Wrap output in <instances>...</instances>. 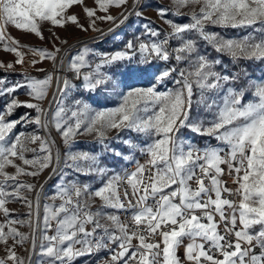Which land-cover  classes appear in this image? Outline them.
<instances>
[{
    "label": "snow or ice",
    "instance_id": "1",
    "mask_svg": "<svg viewBox=\"0 0 264 264\" xmlns=\"http://www.w3.org/2000/svg\"><path fill=\"white\" fill-rule=\"evenodd\" d=\"M77 5L87 26L70 14ZM112 7L122 9L119 16L110 14ZM142 7L140 0H94L91 7L83 0H0V46L15 56L14 62L0 61L5 72L29 63L8 35V26L44 39L48 25L54 43L51 51L29 49L38 57L30 61L33 68L51 62L50 70L35 69L43 78L27 72L15 81L0 76V213L6 221L0 224L6 253L0 264H33L34 255L36 264H74L102 250L108 256L95 264H264V78L237 85L239 76L216 71L221 56L233 64L264 61V0L157 5L156 15L170 31L148 21L141 35L114 53L87 45L73 51L55 31L72 24L81 31L101 32L97 23L111 22L112 32L131 16L142 17ZM186 7L193 9L190 14L181 11ZM213 29L249 31L236 38ZM57 42L66 47L55 46ZM201 43L219 55L210 59ZM137 56L165 67L153 73L149 85L121 93L116 106L93 108L91 95L109 79L102 69ZM54 81L56 91L49 99ZM22 90L28 100L18 99ZM20 108L28 111L18 115ZM29 126L32 131L26 130ZM53 129L63 152L52 138ZM185 130L206 137L205 145L193 143L183 135ZM112 131L115 136H109ZM124 133L128 138H122ZM84 135L92 136L102 152L81 148L77 137ZM113 141L123 143L128 154L114 148ZM105 156L133 167L114 171ZM47 169L49 178L58 179L47 197L51 203L43 204L41 227L43 185L37 190L20 177H38ZM225 175L235 187L226 186ZM91 176L99 178V187L82 182L81 177ZM32 192L34 199L27 194ZM10 201L28 208L27 220L10 218ZM17 224H26L30 235ZM29 240L27 257L18 255L16 249Z\"/></svg>",
    "mask_w": 264,
    "mask_h": 264
},
{
    "label": "rangeland",
    "instance_id": "2",
    "mask_svg": "<svg viewBox=\"0 0 264 264\" xmlns=\"http://www.w3.org/2000/svg\"><path fill=\"white\" fill-rule=\"evenodd\" d=\"M83 3L86 6H93L94 0H83ZM140 4L142 7L140 10L143 13V16L137 18L135 15L131 16L128 21H125L123 24H120L119 27H115L114 31L110 32L109 28L113 27L111 22H98L97 28L101 29V32H94L89 29L87 32L81 31L76 26L69 24L65 29H55L57 34L62 39H67L68 44L73 46V51H75L78 47H83L87 45L88 47L94 49L97 52L102 53H114L116 51H123L125 50V44L129 41L134 39L135 36L141 35L142 32V25L148 21L152 22V26L156 28L163 29L165 31H170L168 25H166L161 19H159L155 12V7L157 5L161 6H170L172 4V0H140ZM193 9L191 7H186L181 11L185 13H189ZM198 10V8H196ZM120 11L122 9H117L112 7L110 10V14L113 16H119ZM70 14H76L78 16L79 22L87 26L86 17L82 11V7L80 5L74 6L71 10ZM172 18V17H169ZM176 19H180L177 17ZM181 23L187 22L186 20H180ZM119 23V21L117 22ZM49 26H44L43 36L44 39H39L33 34H26L22 31L16 30L12 26H8L7 33L10 37L14 38L18 44L20 45V50L24 52L25 60L29 61V63L25 64L24 67L17 65L15 67V71L19 74L21 72H27L32 76H36L37 78H43L42 73L36 72V68H43L50 70L52 68L50 61H44L39 63L33 68L30 64V61L34 58L38 59V57H34L33 53L29 51L30 48H45L49 51L53 50L54 43L51 38L50 32L48 30ZM215 31H220L222 35L227 37H236L240 38L247 34L249 31L248 29H229L227 31L221 29H213ZM103 33V34H102ZM173 46L176 45L175 41H172ZM57 47H66V45H60L58 42L56 43ZM201 50L206 51L209 55L210 59L216 58L219 54L215 53L213 49L207 47L203 43H201ZM223 61L221 65L216 66V71L221 72L222 74H235L240 77V80L236 81L237 85L243 84L248 85L249 83H255L262 78H264V61H255V60H240L236 64H233L231 59L228 56H221L220 57ZM90 59H93L90 57ZM15 56L12 53L5 52L0 46V61L2 62H14ZM175 62L172 61L168 66L174 64ZM227 65V67H225ZM184 65H181L183 67ZM165 65L159 61H153L152 63H145L139 60V56L133 58L131 61L124 60L118 61L113 65L107 66L102 69L103 72L107 73L109 76L108 81L105 85L101 86L94 94L91 95L90 103L91 106L97 110L110 108L116 106L119 103V97L121 93H126L129 88L134 87H144L149 85L153 82V73L162 70ZM8 77L10 81H15L17 79H22L20 75ZM56 91V83L55 81L51 85V89L49 92V99H51L52 92ZM87 95V94H86ZM196 97H194L195 99ZM18 99L21 101L28 100L29 98L24 94L22 90L21 93L18 95ZM44 106L47 107V101L44 102ZM21 110V114L28 111L27 109L23 108ZM195 109V106H194ZM19 113V114H20ZM18 114V115H19ZM195 114V111H194ZM202 116H209L207 113H203L201 110ZM34 126H29L26 130L32 131ZM25 130L24 128H18L17 131ZM43 135V133H41ZM115 131L109 133V136H115ZM185 137L191 138L192 142L197 144L196 142L203 147L207 138L201 137H194L191 133L185 130L183 132ZM52 138L56 141V145L61 148V152H63V146L60 137L56 134L55 130L52 131ZM122 138H128V134L124 133ZM77 139L81 142L80 147L84 149H92L95 152H102L101 146L95 145L92 143L93 137L90 135L79 136ZM215 141H212V144H215ZM31 147H37V145H30ZM114 148L117 150H122L125 154H128V149L121 143L120 141H113ZM138 154V155H137ZM136 158L143 161V158L140 154L136 153ZM29 158L32 157V153H27ZM104 162L112 165L114 171H121L122 168L125 166L132 168L133 165H127L126 162L120 161L119 163H115L110 156L104 157ZM19 163V161H18ZM63 165H61L62 167ZM9 172H14V169L9 167L7 169ZM30 170V169H29ZM50 169L45 170L42 172L38 177H31V176H21L20 180L26 183H33L36 185L37 190H41V185L43 188L41 190V208H40V216H41V227H42V217H43V204L44 203H51L47 197L51 196L54 191V184L56 183L58 177L52 176L49 178ZM82 182L90 183L92 188H96L100 186V180L98 177H81ZM30 198H35V192L27 193ZM59 203V201H57ZM99 204L97 200L93 206V210ZM6 207L10 210L11 219L14 220H27V213L28 208L20 201H10L6 204ZM110 211V210H109ZM101 223H108L106 220H101ZM18 228L20 232L30 235V229L25 224L21 226L19 224L14 225ZM51 235L52 233L49 232ZM40 235L41 233L38 231L36 233V244H37V253H39V244H40ZM11 243V241H9ZM77 247H80L77 245ZM31 248V240L25 243L23 247H18L16 249L17 254L21 256L27 257L28 252L26 249ZM4 245L0 244V257L5 256ZM108 255L106 250H102L99 252L100 257H104ZM90 255H84L79 257L75 260L74 264H89ZM38 256L34 255L32 257L33 264H36ZM91 264L93 263L90 260Z\"/></svg>",
    "mask_w": 264,
    "mask_h": 264
},
{
    "label": "built area",
    "instance_id": "3",
    "mask_svg": "<svg viewBox=\"0 0 264 264\" xmlns=\"http://www.w3.org/2000/svg\"><path fill=\"white\" fill-rule=\"evenodd\" d=\"M141 163H143V161L141 162ZM131 169V168H130ZM223 179L226 181V186H228V187H235V185L232 183V180H231V178H229L227 175H225L224 177H223ZM121 215V219L122 220H124L125 219V214H123V213H121L120 214ZM6 221H5V218H4V216H2V213H0V224H3V223H5ZM89 228L91 227V226H88ZM7 229H5V231H6ZM182 249H181V254H182ZM107 258V257H106ZM105 258V259H106ZM96 260H98V259H96V253L93 255V263L92 264H95V261Z\"/></svg>",
    "mask_w": 264,
    "mask_h": 264
},
{
    "label": "trees",
    "instance_id": "4",
    "mask_svg": "<svg viewBox=\"0 0 264 264\" xmlns=\"http://www.w3.org/2000/svg\"><path fill=\"white\" fill-rule=\"evenodd\" d=\"M18 74H19V73H18L17 71H9V72H5L4 69L0 68V76L6 75L7 77H11V76H16V75H18ZM0 102H2V101H0ZM21 110H24V109H23V108H20V109L18 110V113H17V114H19V113L21 112ZM20 114H21V113H20ZM196 143H197L198 146H201V145L198 143V141H197Z\"/></svg>",
    "mask_w": 264,
    "mask_h": 264
},
{
    "label": "bare ground",
    "instance_id": "5",
    "mask_svg": "<svg viewBox=\"0 0 264 264\" xmlns=\"http://www.w3.org/2000/svg\"><path fill=\"white\" fill-rule=\"evenodd\" d=\"M2 216H3V214H2ZM5 218V217H4ZM108 255H105L103 258H106ZM96 259H102V257H100L99 256V252L98 253H96ZM90 260H92L93 261V255H90V258H89V261H87V262H90Z\"/></svg>",
    "mask_w": 264,
    "mask_h": 264
}]
</instances>
